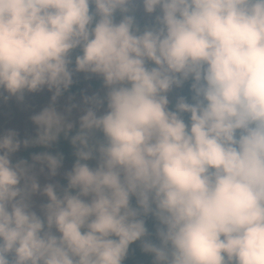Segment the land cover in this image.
Segmentation results:
<instances>
[{
  "label": "clouds",
  "instance_id": "obj_1",
  "mask_svg": "<svg viewBox=\"0 0 264 264\" xmlns=\"http://www.w3.org/2000/svg\"><path fill=\"white\" fill-rule=\"evenodd\" d=\"M139 2L143 28L137 0H0V100L51 93L34 137L0 133V264H124L137 242L153 264H264V0ZM79 73L105 93L74 121L57 101ZM61 137L70 169L14 162Z\"/></svg>",
  "mask_w": 264,
  "mask_h": 264
},
{
  "label": "rangeland",
  "instance_id": "obj_2",
  "mask_svg": "<svg viewBox=\"0 0 264 264\" xmlns=\"http://www.w3.org/2000/svg\"><path fill=\"white\" fill-rule=\"evenodd\" d=\"M137 11L141 12L145 15V17H153L148 16L143 11L142 3L137 0V3L132 6ZM87 79L88 81H97L99 77L89 76L87 74L79 73L76 74L74 80L81 81ZM176 92V90H175ZM174 92V93H175ZM105 93L104 86L102 85L101 89L94 90L89 83H85L81 88L79 94L72 93L69 95H63L57 101V107L59 110L63 111L68 107H71L73 104L78 105L77 108L73 109L72 119L77 121L79 115L82 113V110L86 107L84 104L85 96L92 95H100L103 96ZM172 94V93H171ZM170 94V100L172 101L174 96L172 97ZM7 96V93L4 94ZM51 103V93H49L46 89L40 93H26L23 102L17 101L15 98H9L6 101L0 100V133L8 129H15L20 136L21 140L31 138L36 134V126L33 124L31 117L42 110L44 107L48 106ZM106 107V105H105ZM103 111V109H101ZM25 148H21V151L17 153L13 160L20 157ZM72 167V165L64 164V170H68ZM56 181H61L63 179L62 175L55 178Z\"/></svg>",
  "mask_w": 264,
  "mask_h": 264
},
{
  "label": "trees",
  "instance_id": "obj_3",
  "mask_svg": "<svg viewBox=\"0 0 264 264\" xmlns=\"http://www.w3.org/2000/svg\"><path fill=\"white\" fill-rule=\"evenodd\" d=\"M91 7L94 10V6H91ZM134 14L136 16L137 23L139 24V26L141 28L151 24L154 21L153 17L147 18V17H145L144 14L137 11L136 9H134ZM119 18H120V16H119V14H117V19H119ZM76 54L77 53H73V60H74V57ZM73 67H74V64H73ZM85 83L91 84V86L94 90L101 89V87L103 85V81L100 78L97 81H88V80L77 81V80H74L73 86L65 93V95H69L72 93H78L79 94L81 88L83 87V85ZM175 90H176V92H175ZM175 90L171 94L172 97L175 94V96L172 100L173 104L175 103L176 98L179 96H185L189 99L191 98L190 84H186L183 89H175ZM34 136H32V137H34ZM98 138H102V137H100V134H98ZM44 151H51L53 153H56V152L62 153L65 157L64 164L73 165V163L75 161L74 150L71 146L70 140H65L63 137H61L60 141L56 145H54L51 149H45L43 147L25 148L24 151L22 152V154L20 155V157L15 159L14 162L16 160H20V159L28 160L29 162H31V157L34 154H38V153L44 152ZM90 163L93 166L95 165L94 161L90 162ZM60 183L64 184V183H66V181H64L62 179L60 181ZM146 226L149 230V234H150L149 238L152 239L154 242H158V241H156L157 222L155 221V219L149 217L146 221ZM124 264H153V257L149 254L144 253L142 251L140 242H137L136 244H133L132 246H130L129 254H128V257L126 258Z\"/></svg>",
  "mask_w": 264,
  "mask_h": 264
}]
</instances>
